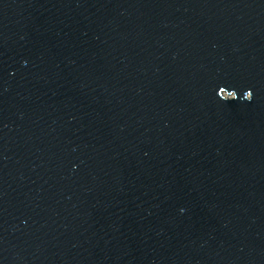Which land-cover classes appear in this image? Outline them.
Masks as SVG:
<instances>
[{
  "label": "water",
  "instance_id": "water-1",
  "mask_svg": "<svg viewBox=\"0 0 264 264\" xmlns=\"http://www.w3.org/2000/svg\"><path fill=\"white\" fill-rule=\"evenodd\" d=\"M0 264H264V0H0Z\"/></svg>",
  "mask_w": 264,
  "mask_h": 264
}]
</instances>
